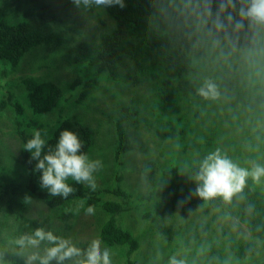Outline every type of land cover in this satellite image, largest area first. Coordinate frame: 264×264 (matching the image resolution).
<instances>
[{"label":"trees","instance_id":"obj_1","mask_svg":"<svg viewBox=\"0 0 264 264\" xmlns=\"http://www.w3.org/2000/svg\"><path fill=\"white\" fill-rule=\"evenodd\" d=\"M125 3L123 9L85 10L76 9L71 0L59 6L54 0H0V112L6 108L15 112L12 131L19 135L12 147L0 125V257L6 252L2 264H25L23 250L14 241L36 228L86 249L91 240L80 237L90 225L92 238L115 254L112 264H168L174 255L186 264H206L208 259L209 264H264L258 253L264 247V178L259 182L249 178L230 202L194 194L201 162L217 149L240 167L250 169L253 161L264 165V126L255 123L264 121V28L249 27L244 21V28L232 34L234 46L225 42L221 52L206 32L196 29L185 0ZM218 3L212 0L214 12ZM249 34L255 42L248 41ZM240 36L248 46L237 42ZM206 81L224 85L226 92L205 99L198 89ZM52 112L54 118L43 120ZM103 122L115 131L109 137L113 157L108 185L93 191L70 180L74 194L67 199L50 196L40 187L36 161L30 160L23 144L34 130H46L54 147L59 133L67 129L78 134L82 151L90 156L101 146L97 136ZM241 125L246 136L227 137L228 143L213 137ZM135 132L158 136L165 143L161 150L167 152L168 164L149 160L140 168V183L120 185ZM138 147L144 148L141 141ZM179 167L187 169L193 181L176 187L173 180L179 171L174 168ZM156 182L164 184L168 199L182 192L187 205L179 202L175 215L160 186L156 189L160 196L139 191ZM25 196L31 199L25 202ZM33 197L46 205L39 217L25 213ZM196 204L208 219L196 223ZM89 205L95 214L88 220ZM159 205L164 208L159 210ZM158 210L165 213L159 219ZM130 215L143 222L133 218V227L127 220ZM217 218L239 223L248 238H238L227 225L215 227ZM209 231L219 232L208 237L212 245L199 244ZM149 240L154 243L151 252L141 251L140 243ZM201 245L206 252L196 254Z\"/></svg>","mask_w":264,"mask_h":264},{"label":"clouds","instance_id":"obj_2","mask_svg":"<svg viewBox=\"0 0 264 264\" xmlns=\"http://www.w3.org/2000/svg\"><path fill=\"white\" fill-rule=\"evenodd\" d=\"M71 2L76 9L85 10L93 7H126L125 0ZM237 3L240 4L238 9ZM185 5L196 29L206 32L221 52L224 51L225 42L227 46H234L232 34L244 28V21L248 22L249 27L264 28V0H219L215 12L212 0H185ZM198 94L205 99H216L219 96L217 85L212 81H206L198 89ZM47 135L46 130H34L31 138L23 144V150L31 154L30 160L36 161L34 171L41 174L40 187L47 189L50 196L62 199H67L76 192L70 185V180L94 191L97 187L94 174L103 167L102 162L90 159L87 153L82 151L83 141L73 131L62 130L54 147L48 143ZM249 178L254 182L264 178V165L253 161L250 169L240 167L217 149L201 162L196 175L199 183L194 194L204 200L220 197L230 202L234 195L243 191ZM24 199L28 202L31 198L25 196ZM80 207H83V201ZM85 214L94 215V206L89 205ZM43 242L49 245L44 249L43 255L39 251H32L26 256L25 264H52L53 261L55 264H65L66 261H73V264H112L110 250L102 247L101 241L95 238L89 242L86 249H81L69 238L36 228L33 233L21 235L14 241L21 250L39 249ZM168 264H186V261L173 256Z\"/></svg>","mask_w":264,"mask_h":264},{"label":"rangeland","instance_id":"obj_3","mask_svg":"<svg viewBox=\"0 0 264 264\" xmlns=\"http://www.w3.org/2000/svg\"><path fill=\"white\" fill-rule=\"evenodd\" d=\"M64 1L66 0H54L55 4L56 5H60L62 4ZM235 13V12H234ZM246 34H248L247 30H245ZM247 36V35H246ZM242 36L239 37V39L237 40V42H242V45H245V46H248V41L250 42V40L253 38L254 42H255V39L252 35H248V41L247 39L246 40H242L241 38ZM238 44V43H237ZM241 44H238V50H241ZM233 47V46H232ZM231 47V49H232ZM211 48V46H209V49ZM212 55V54H211ZM235 60L237 58H234ZM25 66L22 67V73L24 72L25 70ZM21 73V74H22ZM15 76H18V74L16 73V75H13L11 76V78L15 77ZM217 85V89H218V92H219V95H223L225 92H226V88L224 85L221 86V84H216ZM15 91H18V87H14ZM88 112V111H87ZM14 111H12L11 108H6L4 110H2L0 112V125L2 127V133H4V136L3 137H6L8 138L9 140V145H11L12 147H15L14 146V140L16 139V137H19V135L16 133V132H13L12 130L14 129V127L12 126L14 123H15V115H14ZM28 112H26V115L28 116ZM54 118V112L52 113H48V115H46L43 120L47 119V120H50ZM104 123V122H103ZM255 123H257L258 125L260 126H264V121L262 119H259V120H256ZM184 124H186L184 122ZM188 125V124H186ZM189 128V126H188ZM10 130L13 132L12 134H10ZM99 134L97 137H101L100 139V142H101V146H98L97 149H94L93 150V153L89 156L90 159H93V160H100L102 162V165L103 167L98 171L96 172L94 175H95V178H96V184H97V187L96 189H99L100 187H106L108 185V182H107V178H108V173H109V169L111 168V165H110V160L113 155H112V144L110 143V139L109 137H113L114 134H115V131L114 129L107 123H104L103 125L100 126L99 128ZM129 130V131H128ZM128 133L132 132V130L128 129ZM264 130V128H263ZM136 131V130H135ZM141 132H144V131H141ZM136 133V132H135ZM150 133V134H149ZM148 134H144V135H137V137L133 138V148L131 151L128 152L129 155H127L125 157V163H124V170L122 171V174H121V178H122V182L120 183V185H123V184H128V185H133L134 183L136 182H139L140 183V180H142V172L140 171V168L143 164H146V163H149L150 161L149 160H152L153 162L155 163H161V162H166L165 164H168L167 162V152H163L161 150V147H163L165 145V143H162L163 141L160 139H158L156 135L154 134H151V132H149ZM244 135L246 136L247 135V132H246V129H245V125H241L240 127H236V129H230V130H227L223 133L221 132H217L214 134L213 137H223L222 138V141H227V142H224V143H228V140L227 137H239L238 135ZM143 137H148V138H143ZM151 137V138H149ZM196 137H204L203 135H198ZM132 141V140H131ZM141 141V144L144 148H141V150L139 149L138 147V143ZM258 142V140H257ZM171 153L168 152V155H170ZM136 163V166H135V163ZM134 164V165H132ZM135 167V169H134ZM166 166H161V168H165ZM156 168L158 169V167L156 166ZM176 170V172H178L179 175H176L175 177H177L176 179L173 180V184L178 187L181 183L182 185H187L188 182L190 183V181H193L192 178L190 177V175H188L187 173L188 170L187 169H184V168H174ZM182 175V176H181ZM185 177L184 180L182 177ZM174 177V178H175ZM120 180V179H119ZM160 186V190H161V195H165L166 198L164 199L165 200V203L168 205V207H170V211H173L174 210V213L175 215L178 213L179 211V202L180 203H184L185 206L187 205V203H185V201L183 200V194L182 192L180 193H177V194H172L170 196V198L168 199V195H166L164 193L165 191V187H164V184L162 183H155L154 185H147V186H141L139 188V191L143 194L145 192H147L148 190L152 191L153 194L156 196H160V193L156 191V189ZM87 187V186H85ZM88 188V187H87ZM162 200L161 199H157L155 200V202H161ZM182 204V205H184ZM162 207L161 205H159V210H162ZM164 208V207H163ZM202 208L201 206L197 205L196 204V207H195V210H196V223H198L199 221H202L204 219H208L209 218V214H205L203 211H202ZM46 209V205L41 203V201H38V199L36 197H33V200H32V206L27 209L25 211V213L31 217H39L41 215V213H44V210ZM192 209V207H190V210ZM156 213V217L157 219L158 216L160 215H164L165 213L162 212V211H159ZM131 213H133L135 216H136V212H134V210L131 211ZM129 213V214H131ZM190 215L191 212H190ZM86 218H88V220L90 219V216L89 215H86L85 216ZM135 217L131 216L129 218H127V220H129L130 223H132V226L133 227H136V221L133 219ZM174 219H178L176 216L173 217ZM135 219H139L141 222H143L140 218H135ZM134 220V221H133ZM92 221V219L90 220ZM223 225H227L226 227L230 228L231 231L233 234L237 233L238 235V238H241L242 236H244L245 238H248V235L245 233V229L242 225H240L239 223H235L234 224H231L229 222V220L227 219H219L217 218V221L214 222V226L215 227H220V226H223ZM211 226H212V223H211ZM225 229V228H224ZM227 230V229H225ZM196 232H198V229H196ZM218 233L217 231H209L207 236L204 237V239L198 241L199 244H205L207 246L209 245H212L211 244V241L210 243L208 242V237L211 235V236H217L216 234L214 233ZM157 234V232H155ZM93 235V226L90 225L89 227H87V229H83L82 233H81V239L82 240H86V239H90L92 240V236ZM154 235L151 234L149 237H153ZM148 237V236H147ZM148 237V239H149ZM143 243V244H142ZM142 243H140V249L141 251L143 250H148L151 252L152 248H153V245L154 243L150 242L149 240V244H146L145 241H142ZM146 246V248H145ZM202 246V249H198L196 251V254L198 253H201V252H206L205 251V247L203 245ZM46 247H40L39 249H26V250H23V256H22V259H26V256L32 252V251H39V252H42L44 251ZM139 249V250H140ZM262 250L261 251H258V253L264 257V247L261 248ZM111 252V250H110ZM5 253L6 252H3L1 257H0V261H1V264L3 262L2 258L5 257ZM178 256L180 255L179 252L176 253ZM175 256V255H174ZM111 258H112V261L113 259L115 258V254H112L111 252ZM182 258H183V255H182ZM211 262V259H208V261H204V263L206 264H209ZM199 264H203V263H199ZM216 264H219L218 262Z\"/></svg>","mask_w":264,"mask_h":264}]
</instances>
